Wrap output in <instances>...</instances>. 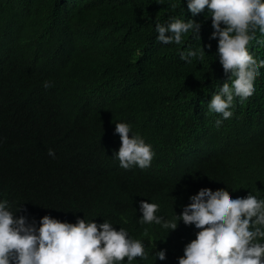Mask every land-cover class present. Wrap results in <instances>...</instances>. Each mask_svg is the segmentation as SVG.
Instances as JSON below:
<instances>
[{"label": "trees", "instance_id": "16d2710c", "mask_svg": "<svg viewBox=\"0 0 264 264\" xmlns=\"http://www.w3.org/2000/svg\"><path fill=\"white\" fill-rule=\"evenodd\" d=\"M94 1L89 10L0 0V198L22 205L17 214H32L37 225L44 215L108 219L144 242L147 258L132 264H178L200 230L182 220L171 231L142 224L139 201L172 219L202 188L264 197V69L255 93L234 98L233 117L217 129L219 114L207 103L230 73L210 39L207 8L193 17L186 0L175 8L167 0ZM169 17L195 19L201 40L190 32L179 45L158 41L155 23ZM189 45L204 46L203 60H181ZM247 50L264 58L254 41ZM118 121L153 146L150 167L123 169L112 156ZM159 249L165 260L155 259Z\"/></svg>", "mask_w": 264, "mask_h": 264}, {"label": "clouds", "instance_id": "9594fccd", "mask_svg": "<svg viewBox=\"0 0 264 264\" xmlns=\"http://www.w3.org/2000/svg\"><path fill=\"white\" fill-rule=\"evenodd\" d=\"M91 2L63 0L68 7L89 10L95 4ZM157 2L163 4L164 0ZM177 2L167 0L172 8ZM186 4L193 17L207 8L206 18L211 17L213 28L210 39H218L216 55L225 74L230 73L207 103L209 111L219 114L215 121L219 129L223 121L233 117L234 98L244 103L255 93L254 81L264 69V58L247 50L253 41L264 48V0H186ZM155 32L163 44H182L190 32L201 40V24L195 19L169 17L166 23H155ZM204 54V46L189 45L180 50L181 60L188 64L193 59L203 60ZM43 86L51 84L46 80ZM115 132L121 144L112 156L119 160L121 168L151 166L153 146L133 131L130 123L116 122ZM48 154L54 158L55 150L50 148ZM189 200L172 219L158 214L157 203L139 201L142 224L154 222L171 231L182 220L200 230L195 240L185 244L178 264H264V197L252 190L246 196L230 197L227 191L202 188ZM18 211L26 210L22 205L15 210L9 199L0 198V264H132L135 258L148 256L142 240L130 236L125 227L117 230L108 219L98 223L78 217L72 223L44 215L37 225L32 214L19 215ZM166 252L167 249L156 250L155 259L165 260Z\"/></svg>", "mask_w": 264, "mask_h": 264}]
</instances>
